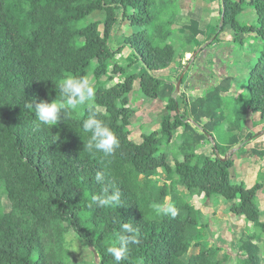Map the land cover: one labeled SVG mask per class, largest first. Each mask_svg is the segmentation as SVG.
<instances>
[{
    "label": "trees",
    "instance_id": "obj_1",
    "mask_svg": "<svg viewBox=\"0 0 264 264\" xmlns=\"http://www.w3.org/2000/svg\"><path fill=\"white\" fill-rule=\"evenodd\" d=\"M168 2L0 0V264H63L61 243L68 229L92 248L97 264H115L106 248L118 240L124 222L139 229L140 243L129 245L128 259L121 264H225L228 254L219 259L221 248L201 239L206 223L190 202L200 195L235 200L230 211L243 214L264 233L256 202L260 185L247 188L231 182L232 158L222 159L239 142L232 132L246 110L264 119V0L247 1L256 15L254 24L238 20L245 0H220L217 32L230 27L240 46L241 34H254L260 41L252 50L247 101L241 111L234 109L229 122L223 95L232 87L230 77H222L204 95L186 102L180 112L174 83L154 74L167 69L175 54L169 42L175 12ZM100 12L102 22L91 18ZM120 19L131 29L123 45L145 67L140 75L119 64L116 55L124 46L113 50L109 45ZM183 30L185 45L203 33L194 18ZM114 75L122 80L106 86L102 77L109 81ZM66 76H91L94 110L120 140L114 157L102 159L101 153L84 149L87 106L51 128L39 126L31 103L59 100V82ZM136 79L145 96L165 103L159 128L143 133L139 143L129 138L128 129L132 114L128 95ZM224 123L229 127L221 134L218 129ZM178 128L182 132L175 136ZM251 137L248 134L244 140ZM210 139L211 154L197 153L196 148ZM241 153L262 157L264 150ZM98 171L105 174L103 184L94 179ZM105 186L120 189L122 205L89 207L92 195ZM3 195L8 210L3 208ZM164 202L178 209L175 218L155 214L152 204ZM45 236L54 238V246ZM254 238L251 233L241 240L237 264H260L261 251ZM191 247L198 252L190 254Z\"/></svg>",
    "mask_w": 264,
    "mask_h": 264
},
{
    "label": "rangeland",
    "instance_id": "obj_2",
    "mask_svg": "<svg viewBox=\"0 0 264 264\" xmlns=\"http://www.w3.org/2000/svg\"><path fill=\"white\" fill-rule=\"evenodd\" d=\"M167 1H169L168 6L171 8V13L173 11L175 12L173 18L174 21L171 27L173 33L169 38V42L175 49V54L171 65L167 69L156 71L154 74L163 78L164 80L169 79V81L173 82L175 86L180 76H182L178 88L175 87L174 93V96L178 101L179 111L182 112L184 109V104L197 95V93H190L189 91L200 85L203 81L202 79L204 78L203 74H193L190 71L195 70V67H193L194 63L197 61L202 62L207 61V59H212V63L210 60L207 61L208 64L207 62L204 63L206 67H203L201 71H204V73L209 72L208 76L210 75V77L214 78L215 75H218L219 73L224 74L225 68H228L229 66L233 67L234 65V67H236L237 60H242L241 58L237 57L238 55H243V57L246 56L251 61V52L254 47H256V44L260 43V41L255 36L249 34L242 38L243 43L242 46H240L232 40L234 33L230 27H226L222 32H217L216 29L221 23V15L219 12L221 8L220 0ZM247 1L248 0H245L243 11L238 16V20L242 24H254L255 12L249 5H247ZM91 18L93 20L102 22L104 20V14L102 12L96 13ZM191 18L198 20L199 27L203 33L199 34L191 44L185 45L182 38L184 34L183 26L187 24ZM99 29L102 31V24L100 25ZM130 32L131 29L128 26V22L124 19H120L119 26H116L112 31L109 45L113 50L117 49L119 46H124L121 52L116 55L119 64L123 66L127 72L140 75L143 71H145V67L141 62L134 59L133 50L130 47L123 45L124 38ZM232 46L235 49H233ZM192 58L193 60L191 61ZM210 69L211 71H209ZM88 78L91 80V76ZM102 79L106 80V86H110L117 81L122 80V76L114 75V78L109 81L105 76H103ZM210 87L211 86L208 88ZM237 91L238 89H234L232 93L235 95ZM242 92V94L237 95L239 101L236 102L245 104L247 101L246 90L243 89ZM128 96L129 103L127 106L132 110V114L130 116V125L128 126L130 131L129 138L132 141L138 143L141 141V136L143 133H148L159 128L160 118L165 113V103L160 100L145 96L139 88L138 79L134 81L133 88ZM223 97L225 102L224 110L227 115L228 122L234 119L235 115L233 114V111L234 108L238 107V105H234V97L233 102L230 101L232 100L231 95H224ZM74 113L78 114L80 111ZM171 115H174V113L172 112ZM188 121L193 124L191 119H188ZM263 121L264 119L260 118V122ZM222 129L223 128L218 129L221 134L224 132ZM181 132L182 128H178L175 136H178ZM224 136L226 137V134H224ZM203 143H205V147L206 145L210 146L208 142ZM200 145L196 148L197 151L198 148L200 151L204 147L203 146L200 149ZM169 163L172 164L173 162L170 160ZM2 205L5 210L9 209V203L5 195L2 196ZM208 221L212 224L214 223L211 218H208ZM208 221L206 226L201 230V239L206 245H213L214 242H217L221 239H219L220 235L218 233H212L210 231L212 225H208ZM45 239L47 240V243H50L51 246H54L53 237L45 236ZM219 244H222V242L219 241ZM61 246L65 249V257L62 260L63 264H97L98 259L93 253L92 248L73 230L68 229L67 233L64 235ZM220 250L221 251L218 253V258H221L224 253L229 254L228 256L230 260L229 262L226 261L225 264H237L234 262V259L237 258H235V255L238 254L237 249L221 248ZM196 252V248H190V254H195Z\"/></svg>",
    "mask_w": 264,
    "mask_h": 264
},
{
    "label": "crops",
    "instance_id": "obj_3",
    "mask_svg": "<svg viewBox=\"0 0 264 264\" xmlns=\"http://www.w3.org/2000/svg\"><path fill=\"white\" fill-rule=\"evenodd\" d=\"M255 22H256V15H255ZM248 34H242L240 37L244 38ZM254 36V34H251ZM233 40V39H232ZM233 42V41H231ZM233 47V46H232ZM233 49H235L233 47ZM214 56V55H213ZM212 57V56H210ZM209 57V58H210ZM238 58L242 60H237L236 67L229 66L228 68L224 69V74L219 73L215 75V77L208 76V73H204L201 71L203 67H206L204 63L207 61H211L212 59H207V61H197L194 63L195 70H190L193 74H203L204 78L200 85L196 86L189 92L197 93L195 97L204 95L206 88L216 84L222 77L228 76L231 79L232 87L228 93L224 95H231L233 102L234 97V105H238L236 109L241 111V107H243V103L238 104L239 99L237 95L242 94L243 89H245L246 85V78L248 76L249 71V64L253 60L254 53L251 52V61L243 55H238ZM193 58L191 59V61ZM203 60V59H202ZM206 60V59H204ZM208 64V62H207ZM211 71V69L209 70ZM206 77V79H205ZM239 79H238V78ZM168 79V78H166ZM169 81V79H168ZM245 81V84H244ZM234 89H238L237 93L234 95L232 92ZM242 92V93H241ZM223 95V96H224ZM236 96V97H235ZM245 105V104H244ZM235 109V108H234ZM235 109V110H236ZM260 115L259 113H253L249 110L245 111L244 116L240 120L239 128L234 130L232 133L235 134L239 140L238 144L231 147L225 154H228V157L232 158L233 165L230 169L231 176L230 180L233 183H243L247 188L254 186L255 184H259L260 187L256 191V202L259 211V221L264 223V155L262 157H257L249 154H242L241 151H248L250 149L255 150H264V121L260 122ZM205 121V120H204ZM262 121V120H261ZM229 122V121H228ZM197 131L200 132V129L197 128ZM248 134H252L253 137L249 138L247 141L244 139ZM214 139L218 142V139L213 134ZM141 142V141H140ZM139 143V142H138ZM210 146L205 147V143L200 145L202 150L198 151L197 153H204V154H211L212 152V145L214 144L213 140L210 139L208 141ZM222 156V157H224ZM191 204L199 209L203 215V221H208V218H211L214 222L213 224L208 221V225H212L211 232L218 233L222 244H219V241L214 242L213 245L219 246L221 248H235L237 249L241 244V240L248 234L254 233L256 238L252 240V242L260 248L261 251V261L260 264H264V233L261 230L255 229L251 222L245 220L243 214H234L230 211V208L235 203V200H227L221 196H213V197H204L203 195L194 196L191 199ZM211 245V244H210ZM197 252H198V248ZM190 251V250H189ZM196 252V253H197ZM193 254V253H191ZM228 254V253H227ZM229 255V254H228ZM223 257V256H222ZM221 257V258H222ZM237 255H235V258ZM219 258V259H221ZM230 258L228 256L227 261L229 262ZM238 259H234V262L237 263Z\"/></svg>",
    "mask_w": 264,
    "mask_h": 264
},
{
    "label": "clouds",
    "instance_id": "obj_4",
    "mask_svg": "<svg viewBox=\"0 0 264 264\" xmlns=\"http://www.w3.org/2000/svg\"><path fill=\"white\" fill-rule=\"evenodd\" d=\"M59 91V100L53 99L47 102L41 100L34 106L31 103L39 126L51 128L58 122L64 121L69 113L78 112L82 107L87 106L89 115L82 124L83 133L88 135L87 141L84 142V149L93 155L101 153L102 159L114 157L120 147V140L94 110L96 90L93 82L84 76H66L59 82ZM228 127L229 125L225 123L222 130L226 132ZM94 179L97 184H103L105 174L98 171ZM121 197L122 193L118 187L110 189L105 186L100 194L92 195L89 207H119L122 205ZM152 208L157 216L169 215L175 218L179 214L178 209L168 202L153 203ZM138 232L139 229L131 223L124 222L121 224V234L118 240L106 248L107 253L113 257L115 264H121L128 259L129 245L140 243Z\"/></svg>",
    "mask_w": 264,
    "mask_h": 264
},
{
    "label": "water",
    "instance_id": "obj_5",
    "mask_svg": "<svg viewBox=\"0 0 264 264\" xmlns=\"http://www.w3.org/2000/svg\"><path fill=\"white\" fill-rule=\"evenodd\" d=\"M222 13V12H221ZM221 17H222V15H221ZM181 77L182 76H180V78H179V80H178V82H177V84H176V88H178V85L180 84V81H181ZM228 157V154L227 155H225L224 157H222V159H226Z\"/></svg>",
    "mask_w": 264,
    "mask_h": 264
}]
</instances>
